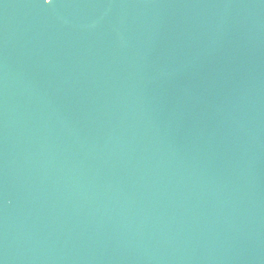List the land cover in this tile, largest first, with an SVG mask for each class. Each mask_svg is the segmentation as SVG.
<instances>
[{
	"label": "water",
	"instance_id": "water-1",
	"mask_svg": "<svg viewBox=\"0 0 264 264\" xmlns=\"http://www.w3.org/2000/svg\"><path fill=\"white\" fill-rule=\"evenodd\" d=\"M0 264H264V0H0Z\"/></svg>",
	"mask_w": 264,
	"mask_h": 264
},
{
	"label": "snow or ice",
	"instance_id": "snow-or-ice-1",
	"mask_svg": "<svg viewBox=\"0 0 264 264\" xmlns=\"http://www.w3.org/2000/svg\"><path fill=\"white\" fill-rule=\"evenodd\" d=\"M52 2V0H44V3L46 4H50Z\"/></svg>",
	"mask_w": 264,
	"mask_h": 264
}]
</instances>
